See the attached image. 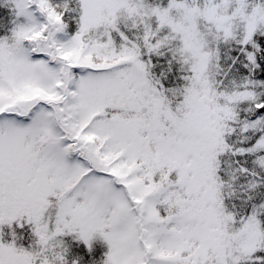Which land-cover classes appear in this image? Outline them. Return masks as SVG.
<instances>
[{"label": "snow or ice", "instance_id": "6c2138e0", "mask_svg": "<svg viewBox=\"0 0 264 264\" xmlns=\"http://www.w3.org/2000/svg\"><path fill=\"white\" fill-rule=\"evenodd\" d=\"M0 264H264V0H0Z\"/></svg>", "mask_w": 264, "mask_h": 264}]
</instances>
